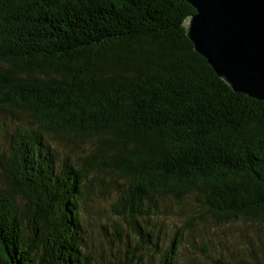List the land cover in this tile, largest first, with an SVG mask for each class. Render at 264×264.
<instances>
[{"label": "trees", "instance_id": "1", "mask_svg": "<svg viewBox=\"0 0 264 264\" xmlns=\"http://www.w3.org/2000/svg\"><path fill=\"white\" fill-rule=\"evenodd\" d=\"M193 13L181 0H0V111L16 115L0 133V264H147L150 246L177 264L181 238L161 250L145 225L156 196L192 193L214 224L264 228V101L193 51ZM51 136L88 149L59 160ZM105 177L123 184L110 209L124 225L98 253L82 210Z\"/></svg>", "mask_w": 264, "mask_h": 264}, {"label": "rangeland", "instance_id": "2", "mask_svg": "<svg viewBox=\"0 0 264 264\" xmlns=\"http://www.w3.org/2000/svg\"><path fill=\"white\" fill-rule=\"evenodd\" d=\"M10 112L0 111V133L7 132L15 123ZM0 136V146L4 147ZM57 151L58 159L66 155L77 156L87 151V147L71 140L66 142L59 136L50 137ZM91 180V179H90ZM120 186H123L120 182ZM115 177H105L104 183L92 180L89 183L91 200L82 210L85 228L84 241L94 252L100 253L101 247H110L112 224L124 222L111 212V206L117 199V190H121ZM145 217L146 227L158 238L156 243L161 250L166 249L172 238H181L177 252V264H264L257 239L264 235V228L244 220L229 224H214L205 216L195 194H187L181 202L173 197L156 196L150 204ZM105 229V230H104ZM128 230V229H127ZM130 244H134L131 233ZM114 246V245H113ZM111 245V247L113 248ZM147 264H156L158 254L154 247H147L141 255Z\"/></svg>", "mask_w": 264, "mask_h": 264}, {"label": "water", "instance_id": "3", "mask_svg": "<svg viewBox=\"0 0 264 264\" xmlns=\"http://www.w3.org/2000/svg\"><path fill=\"white\" fill-rule=\"evenodd\" d=\"M185 36L233 92L264 101V0H181Z\"/></svg>", "mask_w": 264, "mask_h": 264}]
</instances>
